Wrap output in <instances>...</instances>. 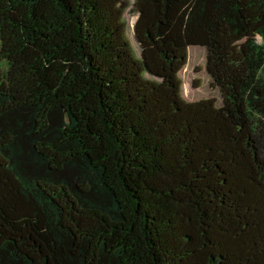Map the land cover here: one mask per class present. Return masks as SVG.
Returning a JSON list of instances; mask_svg holds the SVG:
<instances>
[{
  "label": "trees",
  "instance_id": "trees-1",
  "mask_svg": "<svg viewBox=\"0 0 264 264\" xmlns=\"http://www.w3.org/2000/svg\"><path fill=\"white\" fill-rule=\"evenodd\" d=\"M129 7L0 0V264H264V0Z\"/></svg>",
  "mask_w": 264,
  "mask_h": 264
},
{
  "label": "rangeland",
  "instance_id": "rangeland-1",
  "mask_svg": "<svg viewBox=\"0 0 264 264\" xmlns=\"http://www.w3.org/2000/svg\"><path fill=\"white\" fill-rule=\"evenodd\" d=\"M130 7L124 15L127 36L134 48V53L140 57V47L135 40L134 30L137 21L135 12V0H129ZM182 82L181 95L188 102H198L214 99L217 107L222 104V97L218 87L213 83L207 71V51L203 47L192 46L188 49L187 62L179 72Z\"/></svg>",
  "mask_w": 264,
  "mask_h": 264
}]
</instances>
